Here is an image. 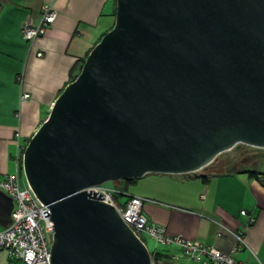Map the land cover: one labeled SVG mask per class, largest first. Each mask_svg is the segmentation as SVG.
<instances>
[{"label":"water","instance_id":"95a60500","mask_svg":"<svg viewBox=\"0 0 264 264\" xmlns=\"http://www.w3.org/2000/svg\"><path fill=\"white\" fill-rule=\"evenodd\" d=\"M239 145L264 150V0H116L113 28L23 154L54 224L51 264H151L86 190L194 174ZM13 207L0 190L2 228Z\"/></svg>","mask_w":264,"mask_h":264},{"label":"crops","instance_id":"0c3cea01","mask_svg":"<svg viewBox=\"0 0 264 264\" xmlns=\"http://www.w3.org/2000/svg\"><path fill=\"white\" fill-rule=\"evenodd\" d=\"M0 4L1 180L19 170L18 154L47 120L80 62L113 28L116 0H0ZM46 5L54 6L57 19L31 48L23 39L22 26L39 23ZM24 94L29 98L22 100ZM263 166H253L255 170L236 167L217 174L207 167L178 176L172 194L156 191L155 183H166V179L149 174L139 181L149 184L150 194L134 196L148 200L143 214L170 236L215 248L238 264H264ZM239 234L247 247L239 242ZM151 254L158 264H199L176 245H157ZM0 264L20 263L0 250Z\"/></svg>","mask_w":264,"mask_h":264},{"label":"built area","instance_id":"2783aa9c","mask_svg":"<svg viewBox=\"0 0 264 264\" xmlns=\"http://www.w3.org/2000/svg\"><path fill=\"white\" fill-rule=\"evenodd\" d=\"M57 16L54 6L46 5L42 9L39 23L32 25L26 22L22 26L23 39L31 48L40 37L45 35ZM37 56L41 58L43 53L38 52ZM28 98V95H22V100ZM22 172L19 166V170L14 174L6 175L0 180V190L12 198L14 204L11 224L0 230V250L6 251L12 261L20 264H51L54 224L49 217L45 218L44 211L48 209L40 202L31 187L28 184L22 187ZM86 191L100 193L104 198L101 202L112 206L141 241L142 237H147L154 240L158 246L176 245L191 261L199 264H238L230 256L215 248L205 247L199 242L181 236H170L165 228L149 223L143 214L147 199L127 196L126 201L120 203L117 196L122 194L105 185L92 187ZM241 215H246V211H242ZM249 221L252 223L253 218L250 217ZM241 235L236 237L243 247H247ZM142 243L144 244L143 241ZM151 264H158L155 258H152Z\"/></svg>","mask_w":264,"mask_h":264},{"label":"rangeland","instance_id":"374dc122","mask_svg":"<svg viewBox=\"0 0 264 264\" xmlns=\"http://www.w3.org/2000/svg\"><path fill=\"white\" fill-rule=\"evenodd\" d=\"M239 146H237L232 151L226 152V153L222 154L221 156H219L216 159L214 164L223 163V162L224 163L230 162V164H232L233 166H240V167H247V168L250 167L251 170L257 169L253 166H256V165L257 166L258 165L263 166L264 165V150L248 147L245 145H239ZM15 151H16V146H13L11 149V152L14 153ZM262 169L264 170V166ZM156 176L161 177L162 179H166V183L163 182V180H161L159 183H155V187L157 189L156 191H161L164 189L163 192L171 193V194L175 193L174 189L176 187H178V184H179V183H177V182H179V181H177L178 176H174V175H156ZM156 176H154L153 179H155ZM163 176H167V177H163ZM161 178H159V179H161ZM172 178H175V180L172 181ZM21 179H22L21 180L22 181L21 182L22 187H26L27 182H26V178L24 176V172H22V178ZM139 180L140 179L122 180L120 182L107 183V184H105V186L113 189L116 192L121 193L122 195L117 196V199L120 203H124L126 201V196H130V195L134 196V194H142V193H144V195L150 194L151 190H150V188L147 187V186H149V184L145 185L146 184L145 181H139ZM167 185H168V187H167ZM142 241L144 242V244L147 247L150 254L154 252L155 247L158 245L154 240H151L150 238H147V237H142Z\"/></svg>","mask_w":264,"mask_h":264},{"label":"trees","instance_id":"16d2710c","mask_svg":"<svg viewBox=\"0 0 264 264\" xmlns=\"http://www.w3.org/2000/svg\"><path fill=\"white\" fill-rule=\"evenodd\" d=\"M99 43V42H98ZM87 58V57H86ZM86 58L84 59V60H82L81 62H80V65H79V67H78V70H77V72H75L73 75H72V78H71V81H70V83H72L77 77H78V75L80 74V72H81V70H82V67H83V65H84V63H85V60H86ZM69 83V84H70ZM65 89V88H64ZM63 89V90H64ZM63 90L60 92V94L63 92ZM59 94V95H60ZM31 140V139H30ZM30 140H29V142H30ZM28 142V143H29ZM28 143L26 144V146H25V148L21 151V153H20V157H19V166H20V170H21V172L23 171V154H24V151H25V149H26V147H27V145H28ZM240 147V146H239ZM242 147V146H241ZM209 167H211V166H209ZM236 167H240V166H233L232 164H230V162H227V163H217V164H213V167H211V169H212V173H220V172H222L223 170H231V169H235ZM151 257H152V254H151ZM153 258V257H152Z\"/></svg>","mask_w":264,"mask_h":264}]
</instances>
